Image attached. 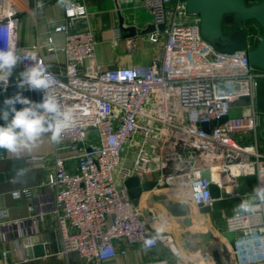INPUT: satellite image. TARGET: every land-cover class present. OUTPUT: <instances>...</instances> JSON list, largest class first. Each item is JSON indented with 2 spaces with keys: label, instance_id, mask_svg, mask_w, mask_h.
Returning <instances> with one entry per match:
<instances>
[{
  "label": "built area",
  "instance_id": "obj_1",
  "mask_svg": "<svg viewBox=\"0 0 264 264\" xmlns=\"http://www.w3.org/2000/svg\"><path fill=\"white\" fill-rule=\"evenodd\" d=\"M30 1L0 0V47L7 45L13 31L18 42L21 17ZM84 1L72 0L79 7L65 9L53 30L64 35V46L56 47L49 36L47 54L37 53L35 63L52 74L55 94L75 109V125L56 143L54 169L36 188L44 194L29 207L31 228L21 235L24 249H31L38 222L51 216L57 225L59 257L75 252L86 264H102L116 260L126 246L168 254L143 264H212L205 255L186 254L176 235L162 228L172 218L156 208L136 206L125 181L138 177L168 186L172 199L191 207L197 229L194 210L211 223L217 204L250 193L239 191L246 182L264 183V113L258 106L264 70L251 66L246 51L222 53L205 41L200 19L187 13L186 0H139L156 26L143 37L160 53L147 66L103 69ZM261 35L259 28L257 33L247 31L248 50ZM138 38L126 39L129 49L134 51ZM31 63L18 65L10 82ZM9 88L0 89V95ZM41 95L37 92V101ZM47 161L45 156H31L26 163L34 167ZM206 171L210 181L202 177ZM211 184L220 191L218 199L212 197ZM12 196L33 198L35 190H17ZM202 207H210L211 214L202 215ZM223 216L220 232L235 234L238 264H264V214ZM24 223L9 220L0 210V228L7 236ZM153 237V243L145 245ZM6 256L4 252V260Z\"/></svg>",
  "mask_w": 264,
  "mask_h": 264
},
{
  "label": "crops",
  "instance_id": "obj_2",
  "mask_svg": "<svg viewBox=\"0 0 264 264\" xmlns=\"http://www.w3.org/2000/svg\"><path fill=\"white\" fill-rule=\"evenodd\" d=\"M84 2L90 14L89 25L96 34V56L101 68L147 66L160 53L159 47L151 44L143 36H138L134 51L129 49L126 39L131 36L120 29V18H123L125 27H134L138 32L152 23L151 13L139 0ZM37 4H41L42 7H38ZM27 7L21 17L18 46L46 55L48 38L52 36L56 47H63L64 35L53 31L64 18L65 8L60 5L59 0H31ZM59 64L64 66V56H60ZM263 145L261 144L262 150ZM55 151L56 143L51 142L50 134L42 136L37 146L30 152L12 154L0 151V210L7 212L11 221H25L24 224L13 228L9 236L0 228V264H86L75 252L64 257L57 255L61 246L57 225L51 216L45 217L44 221H39L36 225L38 230L31 236L33 244L31 249L25 250L23 246L26 239L21 238V235L31 228L29 207L35 201H39L44 194L36 191V188L53 171ZM31 156H45L48 161L44 166L31 167L26 163ZM25 188L35 190V196L13 198V192ZM201 220H205V217H201ZM120 249L122 253L116 260L102 264H143L146 261L168 257L163 250L149 251L142 247L126 246ZM4 252H7L6 260L3 259Z\"/></svg>",
  "mask_w": 264,
  "mask_h": 264
},
{
  "label": "water",
  "instance_id": "obj_3",
  "mask_svg": "<svg viewBox=\"0 0 264 264\" xmlns=\"http://www.w3.org/2000/svg\"><path fill=\"white\" fill-rule=\"evenodd\" d=\"M186 10L189 15L200 19L201 35L214 49L227 54L246 51L251 66L264 70V0L254 3L247 0H186ZM250 22H256L259 25L262 35L257 45L248 50L247 29ZM228 26H232V33L226 31L225 28ZM163 28L164 25L159 26V29ZM120 29L132 37L151 33L156 26L150 24L138 32L134 27H125L123 18H120ZM12 82L15 81L12 80ZM16 90L15 87H10L7 94L0 95V105ZM258 94V106L264 113V79L259 81ZM24 95L37 101V92L25 91ZM17 108L19 109L20 106L17 105ZM225 120L224 118L221 123ZM204 130L208 132V127L204 126ZM260 139L264 142V116ZM202 177L208 181L211 180L208 171L204 172ZM125 186L136 206L147 205L172 218L163 224L162 228H167L170 233L176 235L178 246L186 254L205 255L212 264H238L234 254L235 234L223 232L217 235L206 226L197 229L191 207L181 199H172L168 186L160 187L155 182H142L138 177L127 179ZM210 189L212 197L218 199L220 197L218 187L211 184ZM211 212L210 207L200 209L202 215L211 214Z\"/></svg>",
  "mask_w": 264,
  "mask_h": 264
},
{
  "label": "clouds",
  "instance_id": "obj_4",
  "mask_svg": "<svg viewBox=\"0 0 264 264\" xmlns=\"http://www.w3.org/2000/svg\"><path fill=\"white\" fill-rule=\"evenodd\" d=\"M61 6L71 11L79 6L72 0H59ZM42 7V5H38ZM10 25L14 21L9 20ZM49 51H54L49 49ZM25 60L33 63L19 72V79L10 82L14 70ZM37 61V53L28 48H19L13 31L7 45L0 47V89L17 90L6 97L0 105V151L12 154L32 151L45 134H50L53 143H59L63 134L75 125V109L64 105L54 92L53 77L45 66ZM39 92L41 99L32 100L24 92ZM17 105L20 108H17ZM234 212L237 216L255 218L264 214V183L256 184L245 198H241ZM159 233H157V236ZM156 237L145 240L151 245Z\"/></svg>",
  "mask_w": 264,
  "mask_h": 264
},
{
  "label": "rangeland",
  "instance_id": "obj_5",
  "mask_svg": "<svg viewBox=\"0 0 264 264\" xmlns=\"http://www.w3.org/2000/svg\"><path fill=\"white\" fill-rule=\"evenodd\" d=\"M225 29L230 30L231 28L228 26ZM261 144L263 145L264 142L261 141ZM263 148H264V145H263ZM254 182H255L254 180H249L248 182H246L245 185L239 190L240 193H246V192L250 191L254 187ZM239 202H240V199H230L228 201L217 204L214 212L212 213V221L210 223L211 228L214 230V232L217 235L221 234L220 231H222L221 229L224 226L225 218L223 215L224 214L225 215L234 214L235 213L234 209ZM198 229H201V228H198ZM165 231L169 232V230L167 228L165 229Z\"/></svg>",
  "mask_w": 264,
  "mask_h": 264
},
{
  "label": "bare ground",
  "instance_id": "obj_6",
  "mask_svg": "<svg viewBox=\"0 0 264 264\" xmlns=\"http://www.w3.org/2000/svg\"><path fill=\"white\" fill-rule=\"evenodd\" d=\"M194 216H195V220H196V222H197V226L199 227V228H203V226H206L207 228H211L210 227V224H209V220L208 219H205V220H201V217H203V216H199L198 214H197V212L194 210ZM211 230L214 232V230L211 228ZM215 233V232H214ZM216 234V233H215Z\"/></svg>",
  "mask_w": 264,
  "mask_h": 264
},
{
  "label": "trees",
  "instance_id": "obj_7",
  "mask_svg": "<svg viewBox=\"0 0 264 264\" xmlns=\"http://www.w3.org/2000/svg\"><path fill=\"white\" fill-rule=\"evenodd\" d=\"M248 2H258V1H260V0H247ZM258 24L256 23V22H250L249 23V25H248V29H247V31H249V33H257V31H258ZM259 30H260V28H259ZM257 41H254V43H253V46L255 47L256 45H257Z\"/></svg>",
  "mask_w": 264,
  "mask_h": 264
},
{
  "label": "flooded vegetation",
  "instance_id": "obj_8",
  "mask_svg": "<svg viewBox=\"0 0 264 264\" xmlns=\"http://www.w3.org/2000/svg\"><path fill=\"white\" fill-rule=\"evenodd\" d=\"M231 29L230 30H226L228 33H232L233 32V28H232V26H229ZM258 27H259V25H258ZM260 28V27H259ZM260 30H261V28H260Z\"/></svg>",
  "mask_w": 264,
  "mask_h": 264
}]
</instances>
